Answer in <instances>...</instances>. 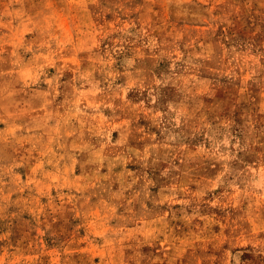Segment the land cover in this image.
<instances>
[{"label": "rangeland", "instance_id": "374dc122", "mask_svg": "<svg viewBox=\"0 0 264 264\" xmlns=\"http://www.w3.org/2000/svg\"><path fill=\"white\" fill-rule=\"evenodd\" d=\"M0 264H264V0H0Z\"/></svg>", "mask_w": 264, "mask_h": 264}]
</instances>
